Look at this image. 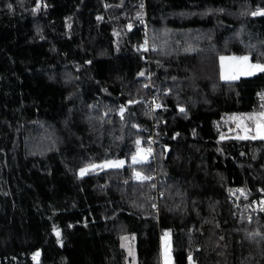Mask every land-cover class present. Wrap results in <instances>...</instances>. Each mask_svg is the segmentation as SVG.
<instances>
[{"label": "trees", "instance_id": "1", "mask_svg": "<svg viewBox=\"0 0 264 264\" xmlns=\"http://www.w3.org/2000/svg\"><path fill=\"white\" fill-rule=\"evenodd\" d=\"M37 2L0 0V260L160 264L168 232L172 264H264V214L230 201L264 186V140L237 135L264 73L219 76L222 54L264 62V0ZM151 122L156 160L133 163Z\"/></svg>", "mask_w": 264, "mask_h": 264}, {"label": "snow or ice", "instance_id": "2", "mask_svg": "<svg viewBox=\"0 0 264 264\" xmlns=\"http://www.w3.org/2000/svg\"><path fill=\"white\" fill-rule=\"evenodd\" d=\"M40 2L38 0L37 2V6L36 8L33 9V12L35 13L36 11H38V9L40 8ZM9 7H11L9 5ZM223 11V10H221ZM251 15L253 16H258V15H264V9H257V11L252 12ZM97 19H101V17H97ZM129 27H131V25H129ZM221 60V75L220 78L223 81H235L237 79H239L240 76H252L255 75L256 73H264V63H260V62H256V63H251L250 62V58L249 56L245 55V56H240V57H220ZM225 61H229L230 63H228L227 65L225 64ZM139 75H144L143 72H141ZM261 95V98L264 99V94H258ZM130 103H136V101H130ZM157 108L160 107L159 104L156 105ZM121 114H123L124 112V108H121ZM181 112H184L185 110L183 108L180 109ZM256 117L253 116H249L248 119H255ZM239 126V125H238ZM249 129L245 128V132H248ZM256 132L257 135L255 136H251L249 137L248 135H244V136H240L238 137V139H261L264 140V113H260L259 114V119L257 121L256 124ZM223 138V137H222ZM140 144V141H137V145ZM144 150H139L138 149V153L139 152H143ZM151 153V149H148L143 155L139 156V159L137 158V156H133V163H140L142 161H146L148 159V154ZM124 164V161H107L105 162L103 165H88L86 167H83L80 169L79 171V175L81 177L85 176L86 174H88L90 171H95L97 168L100 167H108V168H119L122 167ZM134 178L138 181H145V180H150L151 177L148 176H143L141 173L139 172H134ZM243 192V190H238ZM264 203V202H262ZM264 210V209H262ZM53 231L57 237V241L58 242H62L61 241V231L59 228L57 227H53ZM250 236L254 235L252 233L249 234ZM129 238L127 236H122L121 240L122 241H126ZM134 239V237L132 238ZM162 240V248H161V257L163 260V264H172V260H171V242H170V234L168 232H165L164 235L161 237ZM122 247H124L125 245L122 244ZM129 255L130 256H135V253L132 249H129ZM39 257V252L34 254V259ZM189 264H194L193 258H192V254L189 253Z\"/></svg>", "mask_w": 264, "mask_h": 264}, {"label": "built area", "instance_id": "3", "mask_svg": "<svg viewBox=\"0 0 264 264\" xmlns=\"http://www.w3.org/2000/svg\"><path fill=\"white\" fill-rule=\"evenodd\" d=\"M138 23L144 25L147 31L148 29V23L145 18L138 19ZM143 48L147 51V55L150 54V45L148 41L143 45ZM151 77L150 74L148 76ZM258 94H264V91H258L255 95L256 98V107L258 108L260 113H264V99L261 98V95ZM157 103L153 100L152 96L148 99V106L151 112L158 109L156 107ZM161 107V106H160ZM159 107V108H160ZM158 124L156 122H151V124L145 128V137L142 141H140V144L135 145L134 152L136 155H143L148 149H151V153L148 154L147 160L155 161L157 157V146L159 142V135L160 129L158 128ZM139 150H144L143 152H139ZM243 190V192L238 190ZM230 201L233 203L236 209L241 211V213L245 214L247 218H251L253 215L257 214H264V186H258L255 190H249L245 187L239 186L232 190ZM39 252L40 257V251L36 250L33 252H28L26 254L20 253L15 255H9L4 256L2 260H0V264H26L27 262H37L39 259H34V254ZM189 255L187 256V263L189 264ZM194 264H196L194 262Z\"/></svg>", "mask_w": 264, "mask_h": 264}, {"label": "rangeland", "instance_id": "4", "mask_svg": "<svg viewBox=\"0 0 264 264\" xmlns=\"http://www.w3.org/2000/svg\"><path fill=\"white\" fill-rule=\"evenodd\" d=\"M249 56L248 54H242V55H230V54H222L219 56V76L221 75V60H220V57H240V56ZM250 58V56H249ZM251 63H256V62H253L250 60ZM228 63H230L229 61H225V64L227 65ZM260 63H264V62H260ZM240 77H245V76H240ZM239 77V78H240ZM256 117V116H255ZM259 117H256L255 119H252L250 120L249 122H240L239 125H240V132L237 134L239 137L240 136H244V135H248L249 137L250 136H255L257 135V132H256V124H257V121H258ZM251 121L253 123H251ZM245 128L249 129L248 132H245ZM133 156H137V158L139 159V155H133ZM133 158V157H132ZM107 161H123L122 159H107V160H104V161H100V162H95V163H92V164H95V165H103L105 162ZM133 161V159H132ZM91 164V165H92ZM86 167V166H85ZM83 168V167H82ZM106 169L108 167H100V168H97L96 170H101V169ZM81 169V168H80ZM95 170V171H96ZM92 172V171H90ZM165 232H162L160 233V237H159V248H160V264H163V260H162V257H161V248H162V240H161V237L164 235ZM171 242V241H170ZM171 260H172V253H171Z\"/></svg>", "mask_w": 264, "mask_h": 264}, {"label": "water", "instance_id": "5", "mask_svg": "<svg viewBox=\"0 0 264 264\" xmlns=\"http://www.w3.org/2000/svg\"><path fill=\"white\" fill-rule=\"evenodd\" d=\"M168 152H169V148H166V150H165V156H167Z\"/></svg>", "mask_w": 264, "mask_h": 264}]
</instances>
